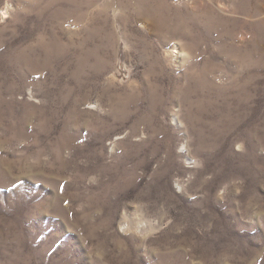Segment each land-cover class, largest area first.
Listing matches in <instances>:
<instances>
[{"label": "rangeland", "instance_id": "1", "mask_svg": "<svg viewBox=\"0 0 264 264\" xmlns=\"http://www.w3.org/2000/svg\"><path fill=\"white\" fill-rule=\"evenodd\" d=\"M7 1L0 264H264V0Z\"/></svg>", "mask_w": 264, "mask_h": 264}, {"label": "bare ground", "instance_id": "2", "mask_svg": "<svg viewBox=\"0 0 264 264\" xmlns=\"http://www.w3.org/2000/svg\"><path fill=\"white\" fill-rule=\"evenodd\" d=\"M129 3L135 4V6H137L141 10L139 26L144 31H148L150 34L152 33V31H155L162 36L166 34L174 33L173 32L174 28L170 23L177 18H181L182 15V12L180 11L179 12L181 13V15L177 13L169 15L164 12L162 8L170 5L169 0H151L139 4L137 3L136 0H129ZM10 9H11V2L10 0H8L7 3L5 4V10L2 12V18L5 19L9 16ZM106 9H108V6L106 7ZM211 11H212L211 9L206 7L205 10L199 15L203 18L208 17V18H212L213 20H217V17L212 15ZM158 18L162 25L159 24V22L157 21Z\"/></svg>", "mask_w": 264, "mask_h": 264}]
</instances>
